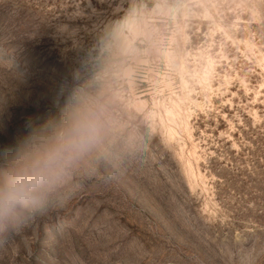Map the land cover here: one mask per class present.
Listing matches in <instances>:
<instances>
[{"label": "rangeland", "instance_id": "rangeland-1", "mask_svg": "<svg viewBox=\"0 0 264 264\" xmlns=\"http://www.w3.org/2000/svg\"><path fill=\"white\" fill-rule=\"evenodd\" d=\"M17 167L0 264H264V0H0Z\"/></svg>", "mask_w": 264, "mask_h": 264}, {"label": "clouds", "instance_id": "clouds-1", "mask_svg": "<svg viewBox=\"0 0 264 264\" xmlns=\"http://www.w3.org/2000/svg\"><path fill=\"white\" fill-rule=\"evenodd\" d=\"M79 131V129H77ZM25 146L18 147L16 150V159L22 158ZM54 156L49 155L45 163H51ZM40 179L39 173L35 169L27 167H17L5 179L2 186H0V205L6 209H12L30 195V189Z\"/></svg>", "mask_w": 264, "mask_h": 264}]
</instances>
